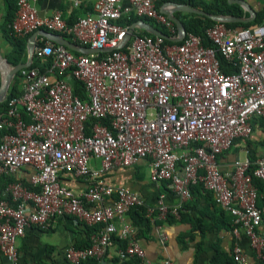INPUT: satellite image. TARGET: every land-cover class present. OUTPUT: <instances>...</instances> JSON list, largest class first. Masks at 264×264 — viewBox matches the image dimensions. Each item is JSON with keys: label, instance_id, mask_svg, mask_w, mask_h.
I'll return each mask as SVG.
<instances>
[{"label": "built area", "instance_id": "built-area-1", "mask_svg": "<svg viewBox=\"0 0 264 264\" xmlns=\"http://www.w3.org/2000/svg\"><path fill=\"white\" fill-rule=\"evenodd\" d=\"M36 1H16L10 25L14 37L44 30L104 52L75 53L38 36L33 61H42L43 67L19 71L22 93L9 98L0 113V178L24 167L32 173L29 186L11 183L9 198L0 199V254L7 263L20 264L18 243L27 229L48 231L53 218L69 215L80 224L102 226L91 235L90 247L66 250L69 264L103 260L114 238L124 242L117 250L120 262L157 264L147 258L128 215L143 207L164 245L167 236L157 221L179 220L196 185L230 216L232 236L243 234L263 260L258 228L264 205H257L253 178L264 180V151L251 171L248 159H237L225 174L218 157L235 140L251 136L254 119L264 121V23L229 29L215 22L204 32L209 45L192 33L178 43L138 33L125 41L130 27L118 21L130 16L149 19L177 39L175 25L158 7L166 0H129L126 5L96 0L92 12L72 24L60 11L39 16ZM79 6L80 0H72L73 8ZM74 80L86 98L73 94ZM142 160L149 161L151 182H166L178 205L159 199L146 206L138 194L103 182L111 169ZM62 174L83 179L86 188L76 194L62 184ZM231 256L234 264H248L237 244Z\"/></svg>", "mask_w": 264, "mask_h": 264}, {"label": "crops", "instance_id": "crops-1", "mask_svg": "<svg viewBox=\"0 0 264 264\" xmlns=\"http://www.w3.org/2000/svg\"><path fill=\"white\" fill-rule=\"evenodd\" d=\"M95 1L80 0L79 8L72 7V0H37L33 5L39 16L60 11L62 17L68 23H73L78 18L91 13ZM205 1L209 2L210 0ZM128 2L129 0H121L123 5L128 4ZM246 2L254 10L264 4L262 0H247ZM158 7L159 10L163 8L172 9L170 2L167 0L159 4ZM178 12L180 11L173 13L175 18ZM5 17L4 0H0V57L8 63V56L13 51V45ZM143 32L139 28H135V33L142 34ZM30 36L26 40L24 63L28 60L27 42ZM38 36L44 37L42 35ZM8 65L10 68L13 67L9 63ZM14 83L13 80L7 91V96ZM22 90L23 81L19 78L14 92L15 95L19 96ZM252 125L253 132L249 138L235 141L230 150L218 157V164L223 173H231L233 164L237 159L241 161L248 159L254 164L264 151V121L255 119L252 121ZM251 162L250 165H253ZM97 163V161L91 162L95 168H97ZM31 173V168L24 167L11 175L2 176L0 178V199L9 198L7 189L11 183L29 184ZM150 173L149 161L142 160L131 167H115L107 172L102 180L106 185L126 188L138 194L142 197L146 206L156 205L159 199H162L168 206L178 205L179 198L172 192L167 183L155 184L151 182ZM61 182L76 194L86 188L83 179L74 178L68 174L61 175ZM212 200L208 198L205 192L195 194L184 205L183 213L185 215L183 219L157 221V226L167 236L164 245L160 244L155 228L150 225L151 230L149 232L144 231L143 234L138 236L139 244L146 253L147 258L157 264L164 260H170L172 264H210L213 256L219 253L230 254L233 245L237 244L244 251L248 264H256V254L249 241L243 234L237 239L232 236L228 224L230 216L223 210L224 214L221 215V208L213 205ZM128 218L132 222L131 217L128 216ZM88 233L89 231L82 224L69 215L53 218L51 229L48 231L31 227L26 230L25 237L18 243L20 264H68L65 258L66 250L74 245L84 247L89 238ZM258 235L264 239V219L258 228ZM118 248L119 246L114 243V246L108 249L101 264H115V259L118 261ZM117 263L121 264L120 261ZM0 264H8L1 254Z\"/></svg>", "mask_w": 264, "mask_h": 264}, {"label": "trees", "instance_id": "trees-1", "mask_svg": "<svg viewBox=\"0 0 264 264\" xmlns=\"http://www.w3.org/2000/svg\"><path fill=\"white\" fill-rule=\"evenodd\" d=\"M16 1L17 0H4L5 11H6L5 19H6L7 24H8V32L10 33L11 43L13 45V51L8 56V63L13 67H15L19 64H23L25 62L26 40L29 37L28 36L26 38H16L12 34L10 25L14 19L16 11H17ZM167 1L172 2V3H176V4H180V5H188L192 9H198V10H201V11L207 13V14L214 15V16H234V17H238V18H247L249 16V14L246 11H244L239 5L229 4L227 0H210L209 2H206L205 0H167ZM244 1H247V0H244ZM262 1L264 3V0H262ZM254 11L256 13V18L249 23H224V24L229 29H248V28H253V27L259 26L262 23H264V4L261 5L259 8H256V10H254ZM176 18H178V20L181 21V23L183 24L187 34L192 33L195 35H199L204 39V44L209 45V42L204 37V32L208 27L215 24L214 21H212L206 17H203V16L190 14V13H182V12L176 13ZM137 20H140V19L135 17V16H130L128 19L118 21V23L121 25L130 27L131 24H133ZM142 20H144L145 22H148L150 25L154 26L155 28H157V29L161 30L162 32H164L165 34H167V32L163 28H161L160 26L155 24L153 21H151L149 19H142ZM69 24H72V23L69 22ZM142 35L152 36V35L144 33V32L142 33ZM218 58L221 62L222 68L226 72H229V68H228V66H226L225 60L220 56ZM43 64H42V61H40V60H34L29 68H37V67L42 68ZM14 81H15V83L11 87V90L7 96V99L0 104V113L4 112V110L6 109L7 100L11 97L17 96V95H15L14 92H15V88L17 86V83L19 82V73L17 74ZM72 88H73V94L75 96H79L80 98H83V99L86 98L84 88L80 82L74 80L72 82ZM102 123H106V121L103 120ZM238 140H241V139H238ZM238 140H235V141H238ZM253 168H254V166L250 165V171ZM253 184L258 190L259 196H258V200H257V205H258V207H260L262 204H264V180L253 178ZM25 185L29 186L28 184H25ZM201 192L207 193V196L210 200L213 199L211 194L204 191L201 185H196V186L191 187V195L192 196H194L195 194H200ZM212 203H213V205L216 206L214 201ZM183 211H184V207L182 210H180V220L183 219V217L185 215L183 213ZM145 212H146V210L143 207H137V208L132 209L128 215L132 219V224L134 226H136L138 229V236L143 234L144 231L149 232L151 230L149 220L145 217ZM222 214H224V212L221 210V215ZM172 219L173 218H169L168 220L173 221ZM230 223H231V218L229 219V222H228L229 229L231 231L232 227H231ZM82 225L89 231V233L87 235L89 238H88V241L84 247H78V246L74 245L73 247L76 249H86V248L90 247V245H91V242H90L91 236L90 235L95 234L97 231H99L102 228L101 225H95V226H88L85 224H82ZM113 240H114V243H116L119 247L124 246L123 241H120L117 238H114ZM262 255L264 257V250L262 252ZM256 260H257L256 264H264V259L259 260L256 258ZM118 261H119V259H118ZM118 261H117V259H115L114 263L118 264L117 263ZM101 262H102V260L97 261L94 258H90L84 262H81L80 264H101ZM121 264H140V262L137 259H129L127 261L121 262ZM210 264H234L233 260H232L231 252H230V254H225V253L216 254L215 256L212 257Z\"/></svg>", "mask_w": 264, "mask_h": 264}, {"label": "water", "instance_id": "water-1", "mask_svg": "<svg viewBox=\"0 0 264 264\" xmlns=\"http://www.w3.org/2000/svg\"><path fill=\"white\" fill-rule=\"evenodd\" d=\"M227 1L229 4L239 5L244 11H246L249 14V16L247 18H238L234 16H214L207 14L201 10L192 9L187 5H180L170 2L172 9L168 10L163 8L160 9V12L163 13L175 25L178 33L177 39H171L167 34L155 28L154 26L150 25L149 23H146L144 20H138L128 30L125 41H128L134 35L135 28L137 27L147 34H150L152 36L162 37L166 41L175 42V43L180 42L184 37V35L186 34V30L183 24L173 16V13L176 11L203 16L214 22H220V23H249L256 18V13L254 9H252V7L246 1L244 0H227ZM38 35H42L46 37V39L51 40L59 45H62L75 53L92 54V53L104 52L103 50H93L88 47L78 46L76 44H73L69 40L65 39L64 37L46 32L44 30L33 33L27 42L28 60L26 63L19 64L15 67L10 68L8 63L0 57V77H1L0 104L6 100L9 86L11 85V82L14 80V78L19 73V71H21L22 69L29 68L31 66L33 61V48Z\"/></svg>", "mask_w": 264, "mask_h": 264}]
</instances>
